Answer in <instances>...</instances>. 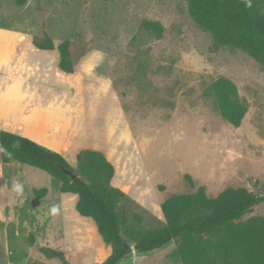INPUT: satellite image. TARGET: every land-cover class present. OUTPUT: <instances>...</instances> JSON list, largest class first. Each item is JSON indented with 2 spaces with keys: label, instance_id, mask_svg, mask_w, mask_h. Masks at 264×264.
Segmentation results:
<instances>
[{
  "label": "rangeland",
  "instance_id": "1",
  "mask_svg": "<svg viewBox=\"0 0 264 264\" xmlns=\"http://www.w3.org/2000/svg\"><path fill=\"white\" fill-rule=\"evenodd\" d=\"M145 21L157 23L160 33L145 30ZM0 26L25 31L37 41L44 35L56 42L69 41L73 75H94L112 88L124 117L114 94L105 87L110 109L96 117L89 136L97 144L106 138L108 161L116 170L112 184L128 195L131 202L122 207L126 215H141L142 228L164 225L160 204L173 195L200 188L209 197L227 188L260 191L264 184V69L238 50L212 52L211 35L192 21L184 0H27L22 7L14 0H0ZM48 57L47 82L61 86L76 82L58 72L54 59ZM219 78L235 85L247 109L237 128L220 116L210 91ZM8 94L13 90L8 89ZM53 113L62 117L75 113L76 133L83 131L78 111L65 108ZM39 126L26 133L37 141L41 136L49 138ZM45 144L63 147L56 139ZM22 167L29 189H52L45 172ZM252 216L264 217V203L244 218ZM78 229L91 247H103L89 226L77 223L74 230ZM65 242L73 243L70 236H65ZM175 247L171 242L146 254L135 252V264H181L169 258ZM11 250L14 261L28 256V264H60L28 244L24 248L13 243ZM0 264H5L3 256Z\"/></svg>",
  "mask_w": 264,
  "mask_h": 264
},
{
  "label": "trees",
  "instance_id": "2",
  "mask_svg": "<svg viewBox=\"0 0 264 264\" xmlns=\"http://www.w3.org/2000/svg\"><path fill=\"white\" fill-rule=\"evenodd\" d=\"M26 1L14 3L22 7ZM184 1L192 21L211 35L212 52L220 48L238 50L264 69V0ZM142 26L157 34L161 31L157 23L145 21ZM33 43L40 50L55 49L47 35ZM69 46V41L57 46L59 69L67 74L74 71ZM210 91L223 120L239 127L247 109L239 100L235 85L219 78L211 84ZM12 162L45 172L59 183L61 193L77 195V212L93 220L103 242L111 247L110 256L102 264H117L133 252L145 254L171 242L176 247L169 258L181 264H264V217L244 218L264 203V184L258 193L227 188L216 197H209L200 188L195 193L170 196L160 204L164 225L144 229L141 215H126L122 204L131 201L111 186L115 168L101 152H79L78 171L74 172L62 155L29 139L0 132V164ZM63 170L77 177L70 180ZM46 195V188L32 191L36 200ZM27 242L33 246V235L27 237ZM132 245L134 251L130 249ZM38 251L47 259L68 264L61 252L46 248Z\"/></svg>",
  "mask_w": 264,
  "mask_h": 264
},
{
  "label": "crops",
  "instance_id": "3",
  "mask_svg": "<svg viewBox=\"0 0 264 264\" xmlns=\"http://www.w3.org/2000/svg\"><path fill=\"white\" fill-rule=\"evenodd\" d=\"M34 40L25 31L0 26V132L29 139L56 152L72 168L77 167V154L83 150L101 152L108 160L106 138L104 143L97 144L89 134L96 117L106 115L110 109L111 101L105 87L114 94L123 115L119 99L108 83L97 81L94 75H73L75 69L71 74L61 71L57 50L61 41L53 39L55 49L46 51L35 47ZM48 56L54 59L58 72L69 80L75 78L76 82L67 86L47 82L44 68ZM8 89H12L13 94L9 95ZM65 108L82 115L83 131L80 134L75 130V113L64 117L53 113ZM38 124L39 128L46 129L49 138L41 136L42 140L37 141L26 133ZM51 139L60 141L63 147L56 149L46 145ZM22 166L25 165L16 162L0 164V256L4 257L5 264H28L31 260L28 256L19 261L11 260L15 254L11 249L13 243L25 248L29 235L34 237L33 246L28 244L30 248L61 252L68 264H102L110 256L111 247L103 242L93 220L77 212V195L61 193L59 183L49 176L52 189L46 187L47 195L39 200L34 199V189L24 184ZM113 179L111 185L119 189L112 184ZM77 223L89 226L90 233L103 247H91L86 234L80 229L74 230ZM65 236H70L72 245L65 242ZM134 253L117 264H135ZM47 260L59 262L57 259Z\"/></svg>",
  "mask_w": 264,
  "mask_h": 264
},
{
  "label": "water",
  "instance_id": "4",
  "mask_svg": "<svg viewBox=\"0 0 264 264\" xmlns=\"http://www.w3.org/2000/svg\"><path fill=\"white\" fill-rule=\"evenodd\" d=\"M63 172H64V174H66L67 176H69L70 180H74L77 177V175L75 173H73V172H71L69 170H63ZM130 249L132 251H134V246L133 245L130 246Z\"/></svg>",
  "mask_w": 264,
  "mask_h": 264
}]
</instances>
